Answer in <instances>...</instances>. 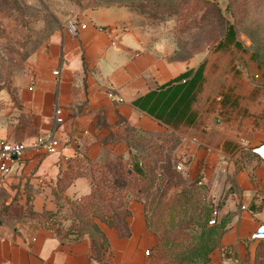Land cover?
I'll use <instances>...</instances> for the list:
<instances>
[{
  "label": "crops",
  "instance_id": "crops-1",
  "mask_svg": "<svg viewBox=\"0 0 264 264\" xmlns=\"http://www.w3.org/2000/svg\"><path fill=\"white\" fill-rule=\"evenodd\" d=\"M69 22L28 58L25 72L10 87L0 88V137L26 146L22 162L0 181V191L18 193L17 200L0 197V264H149L145 252L156 247L158 238L146 225L140 200L128 203L127 237L96 220L108 243L100 259L87 235L63 237L28 211L55 210V192L70 202L91 194L86 173L65 186L60 182L80 157L99 163L116 159L140 169L139 152L126 143L124 127L181 136L183 129L199 125V85L193 91L191 124H166L134 101L200 63L170 58L158 41L147 39L128 6L84 10L76 22L85 27L76 33L68 29ZM56 107L62 110L59 123ZM238 108V118L212 124L209 144L205 138L191 151L175 153L188 158L184 173L190 180L199 177L206 200L216 209L221 232L205 264H264V113L250 111L254 107L245 102ZM49 133L60 142L56 153L36 144L37 137ZM25 190L31 193L27 211Z\"/></svg>",
  "mask_w": 264,
  "mask_h": 264
},
{
  "label": "rangeland",
  "instance_id": "rangeland-1",
  "mask_svg": "<svg viewBox=\"0 0 264 264\" xmlns=\"http://www.w3.org/2000/svg\"><path fill=\"white\" fill-rule=\"evenodd\" d=\"M119 5L132 9L134 20L142 27L147 39L158 41L163 49L169 51L170 58L203 65V90L197 101L201 112L199 125L183 129L181 136L171 132L148 138L133 133V137L139 139V146L147 145L149 160L157 158L160 153L162 160L158 164H171L170 171L176 176L171 179L168 192L173 195L175 190L184 187L191 193L184 213L173 214L175 227L167 217V207H163L167 194L156 207L148 205L147 200L148 220L158 233L168 235L169 232L163 230L184 228L187 240L183 244L171 250L167 245L163 248L158 246L150 252L149 264H170L181 257V253L189 256L194 252L196 239L192 235L196 229L190 223L203 204L201 192L194 185H189L183 173L175 169V164H181L187 171L188 163V158L177 157L176 151H191L192 145H199V141L205 138L209 144L212 124L222 125L231 118H238L241 113L238 107L242 102L254 107L250 111L264 113V0H0V88L10 87L12 79L25 72L28 58L46 44L60 25L76 22L86 9ZM228 24H234L240 46L230 42L216 49ZM230 101L237 104L236 107L225 109L219 106ZM25 192L27 211L31 193ZM158 195L154 196L155 199ZM0 197L17 200L18 193L12 196L3 190ZM92 201L95 200H84L86 207L79 212L88 220L93 212H101L100 206L95 207ZM63 211L62 216L68 220L62 225L64 230L73 219L74 222L77 220L68 209ZM28 212L31 213L30 210ZM183 264L194 262L189 260Z\"/></svg>",
  "mask_w": 264,
  "mask_h": 264
},
{
  "label": "trees",
  "instance_id": "trees-1",
  "mask_svg": "<svg viewBox=\"0 0 264 264\" xmlns=\"http://www.w3.org/2000/svg\"><path fill=\"white\" fill-rule=\"evenodd\" d=\"M230 42H233L237 47L240 46V42L236 40L234 24H228L223 39L216 44L215 48L218 49L223 44ZM202 78L203 65L200 63L195 70L188 69L157 90L150 91L136 99L134 105L166 124L172 123L173 126L181 123L191 124L194 119V112L191 109V104L194 100L193 91L194 89H198V85L201 88ZM123 132L127 134L126 143L135 147L139 152L140 169L135 168L134 165L128 167L121 160L109 159L99 163L85 157H80L74 161L72 165L74 167L60 179V182L62 186H65L76 176L86 173L92 179L93 189L91 194L70 202L55 192L57 199L55 210L44 209L40 213H30L38 219L40 224L53 229L63 237L71 234L72 239H78L83 235H87L92 243V248L97 259H100L101 255L107 251L108 243L96 220L115 228L120 237L129 236L130 230L127 217L130 215V210L128 203L132 199L143 202L146 225L154 231L158 238L156 247L162 246L163 248V246L167 245L171 250L187 240L183 232V226L174 231L163 230L165 233L169 232L168 235L158 233L157 230L150 226L147 213V200H149L148 205L156 207L162 203L164 195L166 196L167 194L163 207H167V217L172 220L170 221L171 226L175 227L173 214L184 213L187 201L191 198V193L184 187L175 190L173 195H171V191L168 192V187L172 184L171 179L176 176L174 172L170 171L171 164L169 162L165 165L158 164L162 160L160 153L157 158L149 160L148 155H146L147 145L143 143L139 146L137 142L139 139L133 137V133L140 137L147 136L148 138H150V134L128 126L124 127ZM182 173L184 178L189 182V185H194L197 191L201 192L203 204L200 205L199 212L190 223L196 229V233L192 235L196 239L194 252L189 256L187 253H181V257L175 258L170 264H183L186 261L189 263V260L193 261L194 264H205L209 259L208 255L210 251L217 244L221 229L216 225L217 221L213 225L206 224L211 218L213 206L205 198L203 185L199 183V177L190 180L184 172ZM164 177H167L166 182L164 181ZM156 194H159L158 199L154 197ZM88 198L94 199L95 201H92V203L95 207L99 205L101 209L100 213L93 212L91 216L89 215V220L83 217L82 212V215L79 213L82 208L86 207L83 201ZM62 200L64 204H62ZM99 201L101 202L99 203ZM64 208L65 210L68 209L70 215L77 222H74L73 219L71 225L63 230V223L68 221L66 217L62 216ZM153 250L149 251V253ZM176 261L178 263H175Z\"/></svg>",
  "mask_w": 264,
  "mask_h": 264
},
{
  "label": "built area",
  "instance_id": "built-area-1",
  "mask_svg": "<svg viewBox=\"0 0 264 264\" xmlns=\"http://www.w3.org/2000/svg\"><path fill=\"white\" fill-rule=\"evenodd\" d=\"M79 27H85V25L81 24L79 26L77 22L72 21L68 23V29L73 33H76ZM109 96L113 97L112 94H109ZM115 99L121 100L118 97ZM54 121L55 123L63 121L62 110L59 107L54 109ZM36 144L47 153H56L60 147L59 140L52 133L37 137ZM25 151L26 146L23 143L0 137V181L22 162ZM175 169L181 172L185 171L181 164H175ZM216 214V209L213 207L211 218L208 221L209 225L216 223ZM145 253L148 255L149 251Z\"/></svg>",
  "mask_w": 264,
  "mask_h": 264
}]
</instances>
